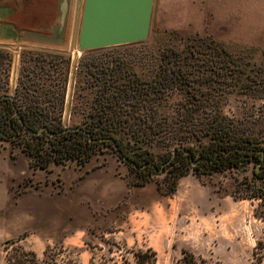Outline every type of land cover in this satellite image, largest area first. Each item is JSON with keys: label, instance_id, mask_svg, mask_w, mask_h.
I'll use <instances>...</instances> for the list:
<instances>
[{"label": "rangeland", "instance_id": "rangeland-1", "mask_svg": "<svg viewBox=\"0 0 264 264\" xmlns=\"http://www.w3.org/2000/svg\"><path fill=\"white\" fill-rule=\"evenodd\" d=\"M81 7L82 0H71L63 47L0 41V95L13 98L18 110L35 107L49 116L46 123L83 128L100 105L125 112L135 109L129 101L117 98L118 85H134L144 93L160 86L168 103L156 109L157 119L169 121L184 95L201 93L219 98L218 107L226 116L257 121L256 128L264 134V0H152L144 40L85 51L76 48ZM220 51L236 61L234 72L228 61L217 57ZM200 52L208 56L206 62L198 59ZM172 71L178 75H168ZM57 82L64 86L61 105ZM109 92L117 99L115 104L96 103ZM134 112L147 110L139 106ZM211 112V107H204L201 114ZM165 125L161 124V130ZM116 136L123 143L129 139L125 133ZM100 148L96 156L116 157L107 146ZM145 149L151 152L153 163L163 166L161 158L170 147ZM23 154L18 143L0 141L1 168L7 157ZM15 163L18 170L23 169L21 161ZM127 174L132 176L128 169ZM187 174L192 173L188 170ZM249 174V168L230 169L196 177L200 188L207 190L205 203L198 207L203 215L196 222L174 219L171 208L162 203L138 206L134 197L122 202L106 222L104 218L83 226L74 219H60L64 225L44 222L32 226L28 215L17 232L0 225V264H4L5 239L18 235L17 244L33 250L37 259L48 245V256L59 263L134 264V250L149 247L155 264H182V249L198 264L199 259L264 264V215H253L258 200H233L229 195ZM163 175L164 171H157L153 178L161 180ZM53 177L52 189L59 191L60 178ZM28 181L24 177L14 185V196L32 185Z\"/></svg>", "mask_w": 264, "mask_h": 264}, {"label": "trees", "instance_id": "trees-1", "mask_svg": "<svg viewBox=\"0 0 264 264\" xmlns=\"http://www.w3.org/2000/svg\"><path fill=\"white\" fill-rule=\"evenodd\" d=\"M201 54L198 59L206 62L208 56ZM216 55L228 61L232 72L235 71L238 64L234 59L221 51ZM168 75L178 74L172 71ZM62 85L56 83L60 91L59 105L62 104ZM118 86L117 98L129 101L135 109L142 106L147 112L139 114L134 112L135 109L125 112L119 107L106 109V104L100 105L99 109L89 114L90 121L86 126L77 129H72L75 126L65 128L58 123H46L49 116L39 109L28 106L18 110L13 98L0 95V141L9 140L20 145L29 157L31 174L36 169L48 170L50 164L70 161L83 164L101 149V145L107 146L117 159L126 164L128 173H132L131 177L126 174L129 185H142L154 180L163 195L174 193L178 179L188 170L199 179L203 175L230 169L243 171L249 168V176H243L229 195L233 200H258L253 215H264V134L256 128L257 121L242 122L228 117L218 107L219 98L201 93L184 95L177 102L178 110L169 121L162 117L157 119L156 109L168 103L160 86L148 93L137 92L134 85ZM114 101L117 99L109 92L96 103L115 104ZM204 107H211L212 112L201 114ZM164 123L167 128L161 130L160 126ZM40 127L43 129L38 131ZM117 133L127 134L128 141L123 143L121 137L117 138ZM153 145L170 147L161 158L163 166L153 163L151 152L145 149ZM191 162L193 166H190ZM157 171H164L161 180L153 178ZM20 238L18 235L5 239L4 264H74L71 260L59 263L53 256L49 257L48 245L43 249L42 258L37 259L33 250L17 244ZM181 253L182 264H198L188 250L182 249ZM133 261L134 264H155V254L149 247L136 249ZM199 264L221 263L199 259Z\"/></svg>", "mask_w": 264, "mask_h": 264}, {"label": "crops", "instance_id": "crops-1", "mask_svg": "<svg viewBox=\"0 0 264 264\" xmlns=\"http://www.w3.org/2000/svg\"><path fill=\"white\" fill-rule=\"evenodd\" d=\"M1 160L0 156V163ZM17 160L21 161L23 169H17ZM28 160L25 153L20 157H7L4 166L0 167V225L14 232L23 228L28 215L32 226L44 222L64 225L65 222H59L60 219L69 222L74 219L75 224L83 226L104 218L105 222L108 219L110 221L115 215V209L134 197L138 206L150 202L169 206L171 217L185 224L192 219L196 222V217L203 215L198 207L205 203L207 190L200 188L193 174L181 176L174 193L163 195L154 180L142 185H129L126 164L120 163L111 154L101 157L94 154L83 164L75 161L50 164L48 170L36 169L32 174ZM51 165L58 167L54 170ZM54 175L60 178L59 191L52 189L55 185L52 182ZM24 177L32 185L25 192L14 196V185Z\"/></svg>", "mask_w": 264, "mask_h": 264}, {"label": "water", "instance_id": "water-1", "mask_svg": "<svg viewBox=\"0 0 264 264\" xmlns=\"http://www.w3.org/2000/svg\"><path fill=\"white\" fill-rule=\"evenodd\" d=\"M70 3L0 0V41L63 47ZM151 4L152 0H82L76 48L85 51L144 40Z\"/></svg>", "mask_w": 264, "mask_h": 264}, {"label": "bare ground", "instance_id": "bare-ground-1", "mask_svg": "<svg viewBox=\"0 0 264 264\" xmlns=\"http://www.w3.org/2000/svg\"><path fill=\"white\" fill-rule=\"evenodd\" d=\"M66 104V103H65Z\"/></svg>", "mask_w": 264, "mask_h": 264}]
</instances>
